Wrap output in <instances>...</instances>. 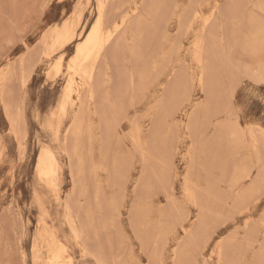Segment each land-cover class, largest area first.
Wrapping results in <instances>:
<instances>
[{"label": "rangeland", "instance_id": "obj_1", "mask_svg": "<svg viewBox=\"0 0 264 264\" xmlns=\"http://www.w3.org/2000/svg\"><path fill=\"white\" fill-rule=\"evenodd\" d=\"M101 4L128 23L62 110ZM263 70L264 0H0V264H49L52 237L73 264H264V105L226 103Z\"/></svg>", "mask_w": 264, "mask_h": 264}, {"label": "bare ground", "instance_id": "obj_2", "mask_svg": "<svg viewBox=\"0 0 264 264\" xmlns=\"http://www.w3.org/2000/svg\"><path fill=\"white\" fill-rule=\"evenodd\" d=\"M100 5V4H99ZM98 11V10H97ZM128 20H129V14L127 15H121L118 19H116L110 29V31L108 33H105V17H104V6L101 4V6L99 7V17L96 21V23L94 24L92 30L89 32V34L87 35V37L85 38V41L78 47L77 49V56H78V61L74 62L72 65H70L68 68L69 70L73 73L74 75V78L68 82L70 83L69 84V88H68V95L64 101V104L62 107V110H66L67 108V104H68V101L70 99V95L73 94V85H74V80L75 78L80 79L83 84H85L86 86L89 84V82H91V80L93 79L94 77V72H95V65H94V61L96 58H98V56L103 52V50L106 49L107 45L111 42V40L119 33V31L124 28L127 23H128ZM107 23V22H106ZM58 29V27L56 28ZM56 35H57V39H60V40H63V41H69L70 39V33H69V27L68 25H64L62 30H56ZM75 36V35H74ZM123 38V37H122ZM122 42V41H121ZM113 51V49H112ZM120 51V50H119ZM111 53V52H110ZM109 55V54H108ZM118 55L120 56L119 52H118ZM110 58V57H109ZM48 59V58H47ZM97 62V61H96ZM95 62V64H96ZM97 66V64H96ZM264 71V70H263ZM264 75V74H263ZM76 82V81H75ZM94 83V81H93ZM80 84V83H79ZM82 84V85H83ZM95 84V83H94ZM84 85V86H85ZM94 86V85H92ZM78 87V86H77ZM85 88V87H84ZM90 88V87H89ZM95 88V86L93 87ZM82 89V88H81ZM92 89V88H91ZM88 90V89H87ZM89 91V90H88ZM74 92H76V90H74ZM78 92H79V89H78ZM85 92V90H84ZM83 92V93H84ZM94 92V90L92 91V93ZM88 93V92H86ZM78 94V93H77ZM65 95V94H64ZM80 95V94H79ZM82 95V94H81ZM95 96V95H94ZM93 96V97H94ZM79 97V96H77ZM81 97V96H80ZM92 97V96H91ZM163 97V96H162ZM64 98V97H63ZM72 99V98H71ZM79 99V98H78ZM91 99V98H90ZM64 100V99H63ZM71 101V100H70ZM78 101V100H77ZM103 101V100H102ZM86 102V101H85ZM63 103V102H62ZM73 103V102H72ZM77 103V102H76ZM81 104V102H79ZM70 104V103H69ZM75 104V102H74ZM76 105V104H75ZM74 105V107H75ZM155 105V104H154ZM81 106V105H80ZM160 106V105H159ZM5 107V106H4ZM160 108V107H159ZM74 109V108H73ZM156 109V108H155ZM78 110H80L78 108ZM109 110V109H108ZM157 110V109H156ZM158 110H161V109H158ZM156 112V111H155ZM79 113V112H78ZM97 113V112H96ZM159 113V111H158ZM156 113V114H158ZM80 114V113H79ZM77 117V116H76ZM84 117V116H83ZM82 121V119H81ZM75 122V120H74ZM73 124V123H72ZM82 124V123H81ZM100 125V124H99ZM81 126V125H80ZM41 127V126H40ZM73 128V127H72ZM85 129V128H84ZM111 131V130H110ZM84 132V131H83ZM86 132V131H85ZM88 132V131H87ZM68 133V132H67ZM91 134V133H90ZM110 135V134H109ZM17 136V135H16ZM85 136V134H84ZM68 136H66L67 138ZM72 137V136H71ZM70 137V138H71ZM76 137V135H75ZM101 137V136H100ZM251 137V136H250ZM73 138V137H72ZM253 138V136H252ZM77 139V138H76ZM227 139H228V136H227ZM74 140V139H73ZM134 140V138H133ZM70 141V139H69ZM148 141V140H147ZM243 143H244V140H242ZM241 141V142H242ZM77 142V141H75ZM136 142V141H134ZM140 142V141H139ZM228 142V141H227ZM70 142H68L69 144ZM74 144V141L72 142ZM230 143V142H228ZM232 143V142H231ZM230 143V144H231ZM71 144V143H70ZM77 146V144H75ZM73 145V146H75ZM82 145V144H81ZM72 146V148H73ZM91 146V145H90ZM139 146H141L139 144ZM231 146V145H230ZM70 147V145H69ZM68 147V148H69ZM145 147V146H144ZM76 147H74L75 149ZM255 150V149H254ZM93 152V151H92ZM63 154V153H62ZM83 155V154H82ZM77 155H75L76 157ZM145 156V154H144ZM74 157V159H75ZM81 157V156H80ZM250 158V157H249ZM77 159V158H76ZM81 159V158H80ZM79 159V161H80ZM83 159V158H82ZM78 161V160H77ZM63 162V161H62ZM81 162H83V160H81ZM79 163V162H78ZM83 164V163H81ZM246 164V163H245ZM82 166V165H81ZM83 167V166H82ZM250 167V166H249ZM59 166H58V159L56 157V155H54L53 152L49 151V152H46L44 156H42V158H40V163H39V170H40V177L42 178V181L48 186L51 188H55L56 186V182H55V179L59 173ZM251 168V167H250ZM160 169V168H159ZM76 172V171H75ZM77 173V172H76ZM38 174V173H37ZM246 174V173H245ZM240 175V174H239ZM39 178V177H38ZM243 178V176H242ZM244 179V178H243ZM40 180V179H39ZM57 181V180H56ZM42 182V183H43ZM43 183V184H44ZM46 186V188H47ZM79 187V186H78ZM112 190V189H111ZM89 196V195H88ZM61 201V199H60ZM115 201V200H114ZM113 202V200L111 201V203ZM111 205H114V204H111ZM116 206V205H115ZM71 207V206H70ZM114 207V206H113ZM45 208V207H44ZM117 208V207H116ZM114 208V209H116ZM43 209V208H42ZM60 209V208H59ZM72 209V207H71ZM113 209V210H114ZM143 209V208H142ZM140 209V210H142ZM43 211V210H42ZM117 212V210H115ZM144 212V210H142ZM141 211V212H142ZM45 212V210H44ZM69 212V210H68ZM113 212V211H112ZM121 213V212H120ZM44 214V213H43ZM47 214V212L45 213ZM74 214V213H73ZM118 214V213H117ZM161 214V213H160ZM62 215V214H61ZM69 215V213H68ZM115 215V214H114ZM121 215V214H120ZM151 215V214H150ZM142 216V215H141ZM119 218L121 216H118ZM62 218V217H61ZM112 218V217H111ZM118 218V219H119ZM122 218V217H121ZM159 218V217H158ZM63 219V218H62ZM113 219V218H112ZM77 220V219H76ZM64 221V220H63ZM121 221V220H120ZM114 222V220H113ZM79 224V222H77ZM65 225V224H64ZM43 226V225H42ZM181 226V225H180ZM80 227V226H79ZM74 229V228H73ZM54 230V229H53ZM75 231V230H74ZM55 232V230L53 231ZM76 232V231H75ZM81 232V231H80ZM56 235V234H54ZM70 235H71V232H70ZM79 235V234H78ZM83 236V235H82ZM51 237V236H50ZM76 237V236H75ZM74 237V239H75ZM80 237V236H79ZM83 238V237H82ZM81 238V239H82ZM71 239V238H70ZM77 239V238H76ZM67 240V239H66ZM83 240V239H82ZM75 241V240H74ZM73 241V243H74ZM52 242H53V246H54V252L49 260V264H73V260L72 258L69 256V253H68V250L67 248L64 246V244L62 243L61 240L55 238V237H52ZM79 243V241H77ZM85 243V241L83 242ZM76 242H75V246H76ZM35 246V245H34ZM79 246L77 245V248ZM85 247V246H84ZM81 248V246H80ZM34 249V248H33ZM87 251L88 248H84V251ZM94 252V251H92ZM88 253V252H87ZM200 253V251H199ZM96 254V253H95ZM98 254V253H97ZM84 255V254H83ZM82 255V256H83ZM96 256V255H94ZM97 256H100L99 254ZM85 257V255H84ZM87 257H88V254H87ZM43 258V257H42ZM96 258H99V257H96ZM104 258H106L104 256ZM83 259V258H82ZM103 258L101 257V260ZM107 259V258H106ZM106 259H104L106 261ZM96 261V260H95ZM107 262V261H106ZM104 263V262H102ZM43 264H45L43 262ZM107 264V263H106Z\"/></svg>", "mask_w": 264, "mask_h": 264}, {"label": "snow or ice", "instance_id": "obj_3", "mask_svg": "<svg viewBox=\"0 0 264 264\" xmlns=\"http://www.w3.org/2000/svg\"><path fill=\"white\" fill-rule=\"evenodd\" d=\"M259 83L261 84L259 93L255 88L254 82L251 80L241 82L231 89L226 98V103L230 110L239 114L241 110L247 109L249 103L259 102L261 105H264V79L260 80ZM241 96H243V102H241ZM243 123L244 121L241 120L240 124L243 125ZM249 180H251V177H249ZM253 200L261 206H264V185L261 186L259 193L253 196ZM261 219H264V213H261Z\"/></svg>", "mask_w": 264, "mask_h": 264}]
</instances>
